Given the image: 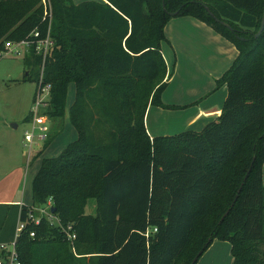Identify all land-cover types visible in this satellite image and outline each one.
I'll list each match as a JSON object with an SVG mask.
<instances>
[{
	"label": "trees",
	"instance_id": "obj_1",
	"mask_svg": "<svg viewBox=\"0 0 264 264\" xmlns=\"http://www.w3.org/2000/svg\"><path fill=\"white\" fill-rule=\"evenodd\" d=\"M50 2L45 115L58 129L67 117L76 139L41 160L32 205L21 206L19 221L50 199L61 226L26 222L16 242L20 264H196L214 240L230 244L232 264H264V29L254 37L264 0ZM42 16L41 0H0V54L34 29L44 37ZM178 17L203 23L237 56L216 81L227 95L214 121L150 138L146 111L163 106L170 80L164 28ZM23 59L40 68L33 51ZM58 134L44 137L37 156ZM67 224L74 254L61 230Z\"/></svg>",
	"mask_w": 264,
	"mask_h": 264
},
{
	"label": "rangeland",
	"instance_id": "obj_2",
	"mask_svg": "<svg viewBox=\"0 0 264 264\" xmlns=\"http://www.w3.org/2000/svg\"><path fill=\"white\" fill-rule=\"evenodd\" d=\"M71 1L79 4L89 0ZM196 23L191 18L178 17L169 20L164 28L166 41L161 43V53L170 80L160 96L163 106H149L145 114V127L152 137L173 136L185 131V115L190 111L187 108H197L208 98L217 101L222 108L226 99V89L216 90V81L233 64L237 49L209 27H195ZM23 58L12 53L0 55V244H9L15 237L22 204L19 206L11 202L22 200L24 206L32 204V180L41 159L57 157L65 144L75 139L68 121L64 120L62 128L58 129L57 120L46 115V131L41 132L38 127L35 129L29 149L24 137L26 132H32L31 108L38 81L36 75L40 68L31 67ZM26 72H29V76L23 82ZM73 93L74 88L70 87L66 107L71 105ZM189 104L179 109L173 106ZM39 114H45V111L40 108ZM64 125L69 128L65 129ZM200 128L198 124L195 125L196 130ZM57 132L59 136L53 139L51 147L37 156L42 150V137ZM262 180L264 184V164ZM46 205L47 202L43 206ZM36 208L40 207L34 208L35 218L40 215ZM93 211L90 202L86 213ZM53 223L56 224V220ZM214 245L222 247L223 243L215 242ZM232 263L230 247L226 246L216 252L206 251L196 264Z\"/></svg>",
	"mask_w": 264,
	"mask_h": 264
},
{
	"label": "built area",
	"instance_id": "obj_3",
	"mask_svg": "<svg viewBox=\"0 0 264 264\" xmlns=\"http://www.w3.org/2000/svg\"><path fill=\"white\" fill-rule=\"evenodd\" d=\"M41 5L43 9V16L42 22H46V32L44 37H42L41 32L38 29H34L26 39H23L19 42H7L5 43V50L1 54H8L12 53L16 56L24 57L26 54L33 53L36 56L41 57V65H40V75L36 84V93L34 104L31 108L32 114V132L25 133V141L29 145V149L31 148V144L33 141V135L35 129H38L41 132L46 131L45 122H46V115L39 114V109L42 108L43 111L47 108V104L50 98V87L49 85L43 84V70H44V62L48 57L50 50L53 46V40L50 36L51 31V22H52V5L50 0H41ZM0 54V55H1ZM46 96V97H45ZM45 136L42 138L44 139ZM47 205L44 207L43 205L40 206L37 211H39V216L34 217V209L29 212L27 221L28 223H33L34 225H39L41 220L45 218L48 222H50L55 227L61 226L58 219L51 213L50 209L52 206V201L49 199L46 201ZM53 220H56V224L53 223ZM26 222L18 221L15 237L14 240L9 244H0V264H20L17 249H16V242L20 238L21 232L25 229ZM66 242L69 244L70 251L74 254V241L76 239L75 232L73 230V224H67L66 226L61 228ZM155 232V229L152 231ZM145 236H148V231L145 233ZM29 237H34V232H29Z\"/></svg>",
	"mask_w": 264,
	"mask_h": 264
},
{
	"label": "crops",
	"instance_id": "obj_4",
	"mask_svg": "<svg viewBox=\"0 0 264 264\" xmlns=\"http://www.w3.org/2000/svg\"><path fill=\"white\" fill-rule=\"evenodd\" d=\"M182 18H186V17H182ZM188 18H191V19H193V20H195V22H197L196 23V25H195V27H198L199 28V25L201 26V27H205L206 25H204L203 23H201V22H199V21H197L196 19H194V18H192V17H188ZM224 88V87H223ZM208 98V97H207ZM191 104H189V105H183V106H179V105H173V106H176L177 107V109H179V108H181V107H187V106H190ZM188 110H190L189 112H187L186 113V115H185V119H187V125H185V128H186V130H193V131H200L205 125H207L208 123H210V122H212V121H214L218 116H219V114H220V112H221V106L217 103V101H212L210 98H208V99H206V101L205 102H202V103H200L198 106H197V108H187ZM64 120L65 121H68V119H67V117H65L64 118ZM69 122V121H68ZM198 124V126L199 127H201L199 130H196L195 129V125H197ZM69 125H70V123H69ZM71 126V125H70ZM64 127H65V129L66 128H69L68 127V125H64ZM71 128H72V126H71ZM148 128H146V132H147V134L149 135V137L150 138H153L150 134H149V132H148V130H147ZM71 130H73V128L71 129ZM185 130V131H186ZM71 134H73V136L75 137V139H76V133H75V131L73 130V133H72V131H71ZM61 135V134H60ZM59 136V135H58ZM165 136H167V135H165ZM57 139V138H56ZM74 139V140H75ZM73 140V141H74ZM55 141V140H54ZM73 141H70V142H73ZM70 142H68L67 144H65V146H64V148L70 143ZM53 144V142H51L49 145H48V147L46 148L47 150H48V148H50L51 147V145ZM64 148H62V150L64 149ZM61 150V151H62ZM61 153V152H60ZM44 158H47V157H43L42 159H44ZM49 158H52V157H49ZM41 159V160H42ZM33 181V180H32ZM32 187V186H31ZM31 198H32V195H31ZM11 203H15V204H19V206L22 204V205H24L23 203V201L21 200V201H19V200H16V201H14V202H11ZM21 205V206H22ZM32 205V204H31ZM20 206V207H21ZM28 207H30V205L28 206ZM19 213H20V210H19ZM18 219H19V215H18ZM215 242H220V241H217V240H214L213 242H212V244H211V246L206 250V251H210V250H215V252L216 251H218V250H220V249H224V248H226V246L227 247H230V246H228V242H220V243H223V245H222V247H221V245H214V243ZM216 244H219V243H216ZM230 245V244H229Z\"/></svg>",
	"mask_w": 264,
	"mask_h": 264
},
{
	"label": "water",
	"instance_id": "obj_5",
	"mask_svg": "<svg viewBox=\"0 0 264 264\" xmlns=\"http://www.w3.org/2000/svg\"><path fill=\"white\" fill-rule=\"evenodd\" d=\"M205 10L207 11V13H209V14L214 18V20H215L217 23H219V24H221V25H223V26H225V27H227V28H230L229 25H227V24L223 23L222 21L218 20L217 18H215V17L210 13L209 9H208L206 6H205ZM176 14H177V13H173L172 15L174 16V15H176ZM263 29H264V8H263V14H262V19H261V23H260V28H259L258 32L254 35V37H255V38H258V37L261 35ZM246 176H247V175H246ZM246 176L244 177V180L246 179ZM240 189H241V186H240V188H239V190H238V193L240 192ZM236 199H237V196H236L235 199L233 200V203H232L231 207H232L233 204L235 203ZM50 211H51V213H54V212H55V208L52 207V208L50 209ZM227 213H228V212H226L224 216H226ZM222 219H223V218H222Z\"/></svg>",
	"mask_w": 264,
	"mask_h": 264
}]
</instances>
